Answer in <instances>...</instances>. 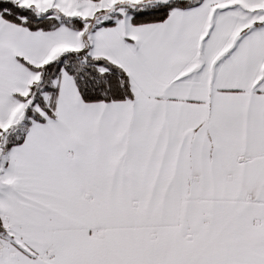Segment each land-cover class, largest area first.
<instances>
[{"label": "snow or ice", "instance_id": "1", "mask_svg": "<svg viewBox=\"0 0 264 264\" xmlns=\"http://www.w3.org/2000/svg\"><path fill=\"white\" fill-rule=\"evenodd\" d=\"M0 264H264V0H0Z\"/></svg>", "mask_w": 264, "mask_h": 264}]
</instances>
